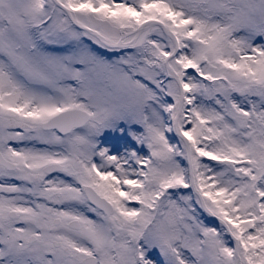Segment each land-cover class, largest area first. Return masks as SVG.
<instances>
[{"label":"snow or ice","instance_id":"6c2138e0","mask_svg":"<svg viewBox=\"0 0 264 264\" xmlns=\"http://www.w3.org/2000/svg\"><path fill=\"white\" fill-rule=\"evenodd\" d=\"M0 264H264V0H0Z\"/></svg>","mask_w":264,"mask_h":264},{"label":"rangeland","instance_id":"374dc122","mask_svg":"<svg viewBox=\"0 0 264 264\" xmlns=\"http://www.w3.org/2000/svg\"><path fill=\"white\" fill-rule=\"evenodd\" d=\"M137 127L136 125H125L121 122L114 129H105L101 136L97 138L98 147L108 148L110 153L114 155L126 153L130 150L128 144H135V141L128 135V131H135Z\"/></svg>","mask_w":264,"mask_h":264}]
</instances>
